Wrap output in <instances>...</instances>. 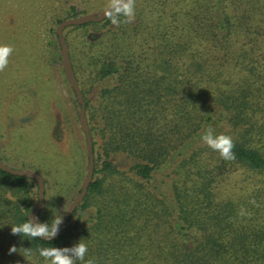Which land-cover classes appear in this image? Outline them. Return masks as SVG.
<instances>
[{"label":"trees","instance_id":"obj_1","mask_svg":"<svg viewBox=\"0 0 264 264\" xmlns=\"http://www.w3.org/2000/svg\"><path fill=\"white\" fill-rule=\"evenodd\" d=\"M135 9L131 22L71 26L84 37L66 41L94 177L61 234L30 241L11 225L28 219L38 184L0 170V264H47L38 247L81 238L96 264H264V0H135ZM77 16L73 7L68 18ZM208 126L232 136L235 159L203 144ZM77 150L62 157L82 166L80 182L88 158ZM46 197L42 222L58 203Z\"/></svg>","mask_w":264,"mask_h":264},{"label":"rangeland","instance_id":"obj_2","mask_svg":"<svg viewBox=\"0 0 264 264\" xmlns=\"http://www.w3.org/2000/svg\"><path fill=\"white\" fill-rule=\"evenodd\" d=\"M108 3L109 0H0V43L14 48L9 64L0 70V155L10 156L12 161L6 165L17 169L27 168L15 159L29 162L31 169L27 170L45 179L47 201L58 202L54 211L46 210V221L53 214L64 215L87 173L86 167L79 182L82 166L67 164L62 156H71L80 148L82 156L88 158L79 122L80 106L66 82L56 29L60 20L71 19L68 15L73 7L79 17L102 11ZM64 33L72 48L84 39L71 27ZM68 47L70 53L69 44ZM95 88L97 92L99 85ZM116 162L127 167L123 158Z\"/></svg>","mask_w":264,"mask_h":264},{"label":"clouds","instance_id":"obj_3","mask_svg":"<svg viewBox=\"0 0 264 264\" xmlns=\"http://www.w3.org/2000/svg\"><path fill=\"white\" fill-rule=\"evenodd\" d=\"M106 15L109 16L113 25H119L122 22H131L135 19L136 9L135 0H109L106 6ZM123 18V20L121 19ZM14 48L11 44L0 43V70H3L9 64V57ZM200 140L209 149L217 152L224 160L235 159L233 152L234 141L231 135L227 133H217L212 126L206 127L200 134ZM243 215V209H241ZM63 216L53 214L49 221H40L39 217H29L19 224L11 225L12 234H20L22 238L31 241L32 238H40L50 241L59 232ZM28 249L31 255V249ZM89 245L85 239L81 238L72 246L65 247H38V255L47 262V264H96L94 257H88ZM15 246L10 247L9 252H16Z\"/></svg>","mask_w":264,"mask_h":264},{"label":"water","instance_id":"obj_4","mask_svg":"<svg viewBox=\"0 0 264 264\" xmlns=\"http://www.w3.org/2000/svg\"><path fill=\"white\" fill-rule=\"evenodd\" d=\"M106 10L107 8H105L102 11L92 12L79 17L63 20L62 22L59 23L56 29V34L58 37V41L62 53V66L72 89L76 93V97L80 105L79 122H80V128L84 132L86 138L88 165H87V173L81 184L80 192L77 194V196L74 198V200L70 203V205L66 209L63 215L62 223L59 228V232L53 239L57 238L61 234L62 230L64 229L65 225L68 223L69 219L71 218L76 208L83 202L88 192V188L93 180L94 170H95V155L93 149V140H92L88 120L86 117V103L83 98V94L79 82L73 70V66L69 54V47L66 42V38L64 36V31L67 27H71V26H80L91 22H102L109 17L108 15L105 14ZM0 170L15 176H25L37 182L38 203L35 209L29 214V217H39L40 211L45 206V179L35 171L27 170V169H17L12 166H8L2 162H0Z\"/></svg>","mask_w":264,"mask_h":264}]
</instances>
